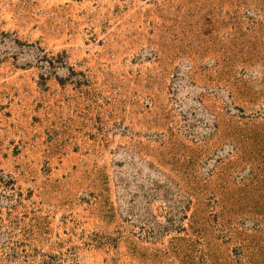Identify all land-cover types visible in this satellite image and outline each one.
I'll use <instances>...</instances> for the list:
<instances>
[{"label":"rangeland","instance_id":"1","mask_svg":"<svg viewBox=\"0 0 264 264\" xmlns=\"http://www.w3.org/2000/svg\"><path fill=\"white\" fill-rule=\"evenodd\" d=\"M0 264H264V0H0Z\"/></svg>","mask_w":264,"mask_h":264}]
</instances>
